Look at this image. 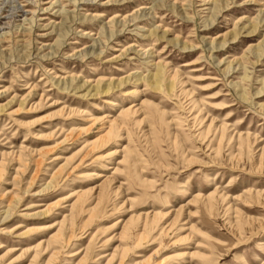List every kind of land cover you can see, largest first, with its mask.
Instances as JSON below:
<instances>
[{
    "label": "rangeland",
    "instance_id": "374dc122",
    "mask_svg": "<svg viewBox=\"0 0 264 264\" xmlns=\"http://www.w3.org/2000/svg\"><path fill=\"white\" fill-rule=\"evenodd\" d=\"M0 264H264V0H0Z\"/></svg>",
    "mask_w": 264,
    "mask_h": 264
},
{
    "label": "bare ground",
    "instance_id": "6f19581e",
    "mask_svg": "<svg viewBox=\"0 0 264 264\" xmlns=\"http://www.w3.org/2000/svg\"><path fill=\"white\" fill-rule=\"evenodd\" d=\"M101 137H102V135H101ZM105 137V136H104ZM99 138V137H98ZM102 139V138H101Z\"/></svg>",
    "mask_w": 264,
    "mask_h": 264
}]
</instances>
